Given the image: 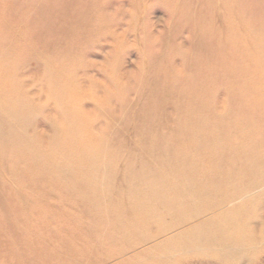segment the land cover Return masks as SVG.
Instances as JSON below:
<instances>
[{
    "label": "bare ground",
    "instance_id": "6f19581e",
    "mask_svg": "<svg viewBox=\"0 0 264 264\" xmlns=\"http://www.w3.org/2000/svg\"><path fill=\"white\" fill-rule=\"evenodd\" d=\"M129 1L135 11L130 14L128 30L145 62L141 76L112 79L118 89L105 100H95L100 112L94 118H88L82 109L85 96L81 89L87 76L77 75L86 69L84 60L79 68L68 66V75L62 76L64 69L50 75L60 84L54 96V115L47 104H36L26 92L0 94V134L18 136L20 148L31 147L29 155L24 150L13 151L18 147L13 142L0 150L5 163L0 166V176L3 168H9L27 181L28 169L36 174L34 182H28L33 198L48 200V205L58 200L57 206L63 207L76 201L82 212L95 208L100 217L97 221L114 230L131 234L147 229L133 246L134 252H122L112 263L111 258L104 264H196L191 260L195 256L212 258L218 264H253L264 251V0ZM73 2L63 0L67 5ZM101 7L96 17L91 10L84 18L74 16L77 23L65 30L68 36L78 33L80 42L105 51L108 58L120 52L124 43L118 33L124 18L108 20L109 12ZM156 7L165 11L172 29L160 53L152 43L160 38H153L142 24ZM141 24L148 34H140ZM43 51L49 54V50ZM220 94L225 97L221 108L216 105ZM117 101L118 107L114 105ZM27 110L41 114V121L53 129L46 134L53 136L45 147L30 117L22 120ZM90 128L99 132L91 134ZM13 155L18 159L10 164ZM20 156H26L28 162ZM39 169L47 187L35 195L32 183H38ZM4 184L0 180L1 224L17 216L3 200H14L15 211L27 210L28 217L35 206L40 209L37 203L31 210L18 204L27 200L26 195L12 182L8 189L2 188ZM161 220L162 224L153 227ZM152 228H156L154 233Z\"/></svg>",
    "mask_w": 264,
    "mask_h": 264
},
{
    "label": "rangeland",
    "instance_id": "374dc122",
    "mask_svg": "<svg viewBox=\"0 0 264 264\" xmlns=\"http://www.w3.org/2000/svg\"><path fill=\"white\" fill-rule=\"evenodd\" d=\"M19 1H21V3ZM19 1L8 0L7 3L6 0L4 1L0 0V11L3 9L2 10L3 12H0V94L9 93L11 91H17V92L23 91V93L26 92V94L30 98H32L36 104H41V105L47 104L48 107L51 108L50 114L54 115L57 112L56 110L54 111V107H56L54 103V96L57 95L59 89L58 85L60 84L52 80L50 78V75L54 74L56 76V70L59 69L61 70L64 69V75L62 76L68 75L69 74L68 66L70 67L77 66L79 68L80 62L84 60V65L86 69L79 70L77 75L79 77H83L85 75L87 76V79H84V82L82 83V89H81L83 95L85 96L84 99L85 101L82 105V109L86 113V116L88 118H94L97 117L100 112L98 108H95L94 105L96 104L95 100H99V101H101V99L105 100L107 99V95L109 93L113 92V90L118 89L117 86L112 84V79L121 78V75L123 77L125 75H136V78L141 76L140 69H142L145 66V62L144 60L142 61V59L139 56L138 48H136L135 37L133 33L128 30L129 27L127 24L129 23L130 20V14L133 13V11H135L131 7L129 0H122L121 2H118L117 0H103V3L101 2L102 0H99L101 3L98 0H74V2L72 4L70 3L69 5L63 3V0H54V1L53 0H19ZM38 2L42 3V5L40 4L41 7L39 6ZM23 3H25V5ZM54 3L56 6L60 7L59 10H57L58 7L53 5ZM95 3L98 6H96ZM43 4L45 7L43 6ZM49 4H51V6L52 5L54 6V7L52 6V11L50 9L51 6ZM16 6L18 10L15 9ZM46 7H49V11L46 9ZM90 7L92 9H90ZM98 7H101L103 10L109 12V14L107 15L108 20L112 21L114 18L117 17L119 19L124 18L123 29L119 30L118 32L119 35H121V37L125 39L124 43L120 45V47L118 48L120 49V52H118L114 56H109L108 58L105 57L106 54L105 51L102 52L97 49L93 50V46L87 45L85 41L82 40L83 43L80 42L81 40H79L78 37L79 35L77 31H75L77 33L76 35L71 34L72 36L71 38L70 35H69L70 37L68 36L69 31L65 30L66 28L69 29V27H71L72 25L75 26V23H77L76 19H74V16L75 18L76 17L84 18L83 16L86 17V15H88L91 12L90 14L96 17L97 15H95V13H97V9H99ZM30 8L31 10H29ZM44 8L46 10H44ZM74 8H76V10H74ZM39 9L41 13L39 12ZM54 10H56V12H53ZM63 10L64 11L66 10V12H63ZM89 10L91 11L88 13ZM31 11L36 16L39 15V17L41 18L32 15L33 13H31ZM47 11L49 15L47 14ZM82 11L87 13L82 14L83 13ZM11 12L14 13L12 14ZM18 12L20 14H18ZM57 12L59 14H57ZM4 13L8 19H5ZM61 13H63V17ZM11 14L13 16H11ZM15 14H17L18 16ZM46 14L48 16H52V14L54 15L49 19V17ZM24 15H26L27 17L25 16L24 18ZM43 15L45 18L43 17ZM32 16L34 17L31 18ZM100 16L101 14L99 13L98 17ZM46 17H48L50 21L47 20ZM69 17L73 19H69ZM58 18L59 20H57ZM71 20L73 22L70 24L69 21ZM15 22L18 23L15 24ZM52 22H54L53 25L55 26L52 25ZM170 22L171 21L166 16L165 11L159 7L153 8L150 11V13H148V15L146 16V19L143 20L142 22L143 25L147 26L149 30V34L153 36V38H160L152 41V43L158 45L157 48L155 49L156 53L162 52L163 49L162 47L166 43L164 38L172 30L170 28L171 26ZM61 23L63 24L61 25ZM17 24L20 25L18 26ZM142 24H141L142 28L140 29L141 35L147 33V30ZM27 25L31 27V28L29 27V30L27 28ZM22 26H24L23 27L24 29L22 28ZM60 26L62 27L60 28ZM74 26L73 28H75ZM9 27L11 28L12 31L10 30ZM53 27L54 28L59 27V28L55 30ZM2 29L4 31H2ZM32 29H34V31H32ZM50 29L53 32L49 31ZM42 30L44 31L41 32ZM75 30H77V28ZM10 32L12 35L10 34ZM21 32L22 34L20 35L19 33ZM25 32L27 33L25 34ZM62 32H64V34ZM52 33L53 34L57 33L59 34V36L57 37L56 34L55 37ZM9 34L11 36H8ZM49 34L50 36L48 37ZM182 36H184L185 38L188 37V34L184 33L182 34ZM45 37L47 38L45 39ZM69 38L72 40H70ZM60 39L65 40L64 41L66 42L65 48H64V44L62 45V43L64 42H61ZM10 40H12L11 43ZM42 40H45V42ZM85 40L87 41V39ZM53 41H55V43ZM69 43L70 46H72V48L69 46ZM178 43H180V40L178 41ZM42 44L44 48L42 47ZM52 44H53V49H52ZM48 45L49 47H47ZM54 46H56L55 49ZM36 47L40 48V50L37 49ZM67 47H70L71 49L70 51H72V49L73 51L70 52L68 50L69 48L67 49ZM74 47L77 53L75 52ZM77 48L79 49L78 51ZM44 49L45 51L49 50L48 51L49 54L45 53L43 51ZM34 50L35 51L37 50L38 53L37 51L35 52ZM66 50L67 53L65 54L64 52ZM34 52L36 54H33ZM52 52L54 54H52ZM63 65H65L64 68ZM177 66H178L177 69L180 70L181 69L180 64H178ZM39 69H41V71ZM41 72H42V76L40 75ZM130 98L133 99L132 101H136V96L134 93H130ZM224 98L225 97L222 94H220L219 97H217L216 105L218 107L220 108L222 107V104L225 101ZM114 105L118 107L119 102L117 101V103L116 104L114 103ZM25 113L26 114L23 115L24 118L22 120L25 119L28 120V118L30 117L31 123L36 125L37 130L41 134V139L42 142L44 141V147H45L46 144L51 141V138L53 136L51 135L49 138V136H46V134L47 133L51 134L53 129L47 126L45 122L41 121V119L39 118L41 117V114H38L37 112H30L28 110ZM26 124L27 121L24 123L23 126L25 127ZM91 124L89 125L91 126ZM98 130L99 129L90 128L89 131L90 133L91 132L98 133L99 132ZM18 140H19L18 136L13 135L7 137L0 134V150L3 151V149H5L9 145V143L13 142L15 145H18V147L17 146L13 147V151L16 150V152L18 151L23 152L24 150L25 153L26 154L28 153L29 155V151H31V147L25 146V148H20L21 144ZM17 159L18 156L15 157L13 155L12 158L9 159L10 164H14V162L17 161ZM20 160H22L25 163L28 162L26 156H20ZM2 163L3 162L0 159V166H3V164L5 165V163L3 164ZM6 165H8V163H6ZM26 171H27V175L25 179H27V181L23 180L19 175H16L17 172L9 171V168H5V169L3 168L2 172H4V174L0 176V180L4 181L6 184H4L2 188L4 189L10 188L12 185L11 182L13 184H16V186L19 187L20 190L23 192V194H25L27 197L26 201L17 202V203L23 205L24 207H27V209L29 208L28 210L33 209V204L37 203L40 209H38L35 206L34 209L35 211H30L31 214L29 218L27 214L28 213L27 210H22L19 212L15 211L14 205L16 204V202L14 200L8 202L3 200L4 201L3 203L7 207L10 206L9 208H11L12 213L14 215L17 214V216L14 218L12 215L11 221L3 224L0 223V264H82V263L104 264V261L107 259L112 258L111 260H108L110 261V263H112L114 258L119 257L124 253L134 252L133 246L141 237L143 229L145 228H142V230L131 234L121 230H114V227L107 228L105 226H102L101 223L97 221V219H99L100 217L98 215V210L95 208L90 209V211H86L84 208V212H82L80 210V207L78 206L81 204L77 203L76 201L70 203V205L72 206L66 205L63 207V206H57V202L61 203L58 200L55 201L52 205L50 204L48 205V203H50L48 200H43V199L40 200L37 198H33V194L29 193L28 191L29 190L28 182L29 181L34 182V179H36L35 176L36 174L28 169ZM36 173H37L38 183L36 184L32 183V187L37 192L35 193V195L44 193V189H46L47 187L44 184L43 170L39 169V171H36ZM14 193L15 192H11V191L6 192V194H14ZM28 196L30 200L28 199ZM28 202L30 204H28ZM13 210L15 212H13ZM0 217H1V213H0ZM20 217H22V219H20ZM13 219L17 221L16 224ZM157 224H162V220L157 221L152 225H154L153 227H155L157 226ZM146 225H148V223L143 224V227H145ZM155 229L156 228H152L150 232L154 233ZM23 230L25 231L23 232ZM62 244L63 246H65L64 248L62 247ZM66 245H68L69 248ZM191 258H192L191 260L196 264H200V263L218 264L212 258H203L199 256H195ZM253 264H264V251L261 254H259L258 258L254 261Z\"/></svg>",
    "mask_w": 264,
    "mask_h": 264
}]
</instances>
